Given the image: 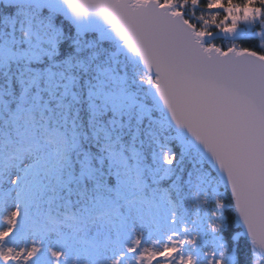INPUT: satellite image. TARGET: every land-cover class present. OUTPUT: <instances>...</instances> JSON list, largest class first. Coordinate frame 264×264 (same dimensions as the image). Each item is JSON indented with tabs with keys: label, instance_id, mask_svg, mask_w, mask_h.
<instances>
[{
	"label": "snow or ice",
	"instance_id": "6c2138e0",
	"mask_svg": "<svg viewBox=\"0 0 264 264\" xmlns=\"http://www.w3.org/2000/svg\"><path fill=\"white\" fill-rule=\"evenodd\" d=\"M0 264H264V0H0Z\"/></svg>",
	"mask_w": 264,
	"mask_h": 264
}]
</instances>
